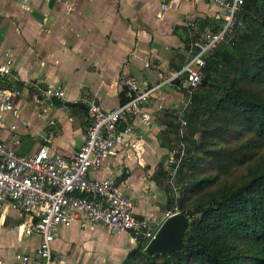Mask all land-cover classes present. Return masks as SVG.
Wrapping results in <instances>:
<instances>
[{
    "label": "crops",
    "instance_id": "1",
    "mask_svg": "<svg viewBox=\"0 0 264 264\" xmlns=\"http://www.w3.org/2000/svg\"><path fill=\"white\" fill-rule=\"evenodd\" d=\"M222 19L221 9L194 0H0V65L13 64L12 76L0 78V107L11 86L20 92L13 97L19 115L2 113L7 125L2 142L21 155L47 144L52 156L72 160L89 126L85 93L112 110L121 105L125 77L142 90L158 87L149 102L151 125L133 118L122 123L119 132L126 142L118 156L90 177L115 179L130 196L135 216L159 229L172 212L159 136L168 112L184 104L186 85L166 81L188 63L193 39L218 29ZM42 86L64 91V99L36 104L33 93ZM36 218L35 212L0 205V264H16L17 253L35 255L40 238L22 236L15 228ZM137 245L130 234L74 222L58 230L52 257L54 264H122Z\"/></svg>",
    "mask_w": 264,
    "mask_h": 264
},
{
    "label": "trees",
    "instance_id": "2",
    "mask_svg": "<svg viewBox=\"0 0 264 264\" xmlns=\"http://www.w3.org/2000/svg\"><path fill=\"white\" fill-rule=\"evenodd\" d=\"M242 19L206 58L188 110L168 112L159 136L170 150L186 142L162 173L172 177L171 211L190 222L186 248L150 256L140 243L122 264H264V0L249 1ZM120 96L129 101L127 89Z\"/></svg>",
    "mask_w": 264,
    "mask_h": 264
},
{
    "label": "built area",
    "instance_id": "3",
    "mask_svg": "<svg viewBox=\"0 0 264 264\" xmlns=\"http://www.w3.org/2000/svg\"><path fill=\"white\" fill-rule=\"evenodd\" d=\"M194 1L218 7L223 11V19L218 29H206L193 39L188 49V63L166 81L172 83L185 78L186 102L179 113L180 118L202 83L206 58L244 27L243 8L252 0ZM167 9L168 5H164L161 19ZM195 31L198 33L197 28ZM12 73L11 61L0 65V78L10 77ZM123 85L129 101L112 110H105L95 99L89 98V93H85L89 126L85 143L72 160L52 156L47 144L41 145L33 155H21L0 138V205L13 207L22 214H37L35 221L15 228V232L22 229V236L39 237L40 246L35 255L17 253L16 264H54L52 250L58 230L74 222H79L82 227L104 226L113 233L130 234L135 243H145L146 247L155 238L159 229L151 220L135 216L130 196L115 179L90 177L92 172L101 169L105 160L118 156L119 146L126 142L119 132L122 123L133 118L145 126L151 125L149 102L158 87L142 90L131 77H125ZM19 93L18 88L12 87L1 96L0 135L7 129L2 113L8 111L19 115L13 105V97ZM33 94V101L41 106L65 97L64 91L49 86L37 87ZM186 125L181 120V136ZM17 144L14 141V145ZM176 214H179L177 209L167 217Z\"/></svg>",
    "mask_w": 264,
    "mask_h": 264
},
{
    "label": "water",
    "instance_id": "4",
    "mask_svg": "<svg viewBox=\"0 0 264 264\" xmlns=\"http://www.w3.org/2000/svg\"><path fill=\"white\" fill-rule=\"evenodd\" d=\"M174 83H178V80ZM66 106L81 107L82 105L80 103H67ZM189 227V219L181 213L168 217L159 228L155 238L146 247V254L150 256L167 255L184 250L186 248L184 238Z\"/></svg>",
    "mask_w": 264,
    "mask_h": 264
},
{
    "label": "rangeland",
    "instance_id": "5",
    "mask_svg": "<svg viewBox=\"0 0 264 264\" xmlns=\"http://www.w3.org/2000/svg\"><path fill=\"white\" fill-rule=\"evenodd\" d=\"M184 102V104L182 103V105L181 106H179V107H177V108H175V111H177V116H179L180 114V111L184 108V105H185V102H186V99L183 101ZM178 121V120H177ZM184 131V133L186 132V129H184L183 130ZM161 144V143H160ZM186 147V142L184 141V140H180L179 142H178V144L177 145H175L174 147H172V149L170 150V149H167V148H164V150H163V157L161 158V163L160 164H162L161 166H164V167H166L165 168V170L168 172V171H170V169H171V164L174 162L173 161V157H174V155L175 154H178L179 153V151H181V149H183V148H185ZM173 175V174H172ZM168 177V179H169V182H171L172 183V177L171 176H167L166 175V178ZM176 182H174V184H175ZM176 186H177V184H175Z\"/></svg>",
    "mask_w": 264,
    "mask_h": 264
}]
</instances>
